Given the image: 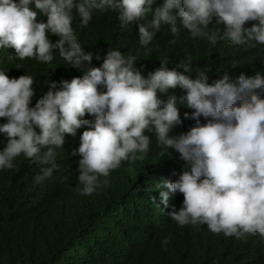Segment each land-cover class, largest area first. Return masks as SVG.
<instances>
[{"label": "clouds", "instance_id": "obj_1", "mask_svg": "<svg viewBox=\"0 0 264 264\" xmlns=\"http://www.w3.org/2000/svg\"><path fill=\"white\" fill-rule=\"evenodd\" d=\"M94 9H112L108 12L115 14L121 28L139 26L142 46L161 28L173 36L184 28L191 37H207L213 45L218 38L236 46L253 41L264 45V0H0V48L8 55L0 63V118L7 121L0 124V134L7 138L0 150V169H12L21 154L40 165L51 164L35 177L40 183L57 167L54 148L64 145L65 135L75 136L82 125H90L73 153L81 157L80 193L88 196L106 186L110 172L123 161L144 159L150 146L145 133L154 131L159 146L175 149L190 165L177 180L159 185L168 190L160 191L166 208L169 192L183 195L180 209L173 207L168 213L172 220L179 226L205 224L211 232L237 240L256 234L264 239V77L259 73H241L236 82L225 74L210 85L203 73L193 80L169 70L163 60L145 78L135 67V56L109 49L100 67L90 68L82 78L62 81L61 90L53 91L57 85L52 82L30 107L33 77L12 78L6 66L26 58L51 63L56 49L73 67L90 64L93 53L77 42L72 11H78L87 26ZM40 12L47 15L46 22H36ZM214 17L216 25H224L222 34L219 28L207 31ZM249 21L258 23L244 27ZM49 33L59 39L53 43ZM190 63L187 57L179 66L187 71ZM101 85L106 91H98ZM177 87L186 92L179 102L195 110V126L170 136L182 124L178 98L168 95L164 101L158 93ZM86 114L95 117L94 123L82 119ZM201 116L206 123L201 124ZM152 200L155 203V197ZM168 242L165 238L161 243Z\"/></svg>", "mask_w": 264, "mask_h": 264}, {"label": "trees", "instance_id": "obj_2", "mask_svg": "<svg viewBox=\"0 0 264 264\" xmlns=\"http://www.w3.org/2000/svg\"><path fill=\"white\" fill-rule=\"evenodd\" d=\"M110 10L94 9L87 26L82 24L78 11H72L77 42L85 52L93 53L90 64L73 67L56 49L51 63L26 58L6 66L12 78L26 74L33 77L35 95L30 107L49 91L52 82L57 85L53 91L61 90L62 81L82 78L90 68L100 67L109 49L119 50L125 57L135 56V67L145 78L160 68L163 60L168 61L169 70L193 80L203 73L210 85L225 74L233 82L241 73L264 77V45L255 41L236 46L218 38L213 45L207 37H191L184 28L176 36L161 28L147 46H142L139 26L121 28ZM46 21L45 13L37 14L36 22ZM254 23L258 22L249 21L244 27ZM218 28L222 34L224 25H216L214 17L207 31L211 34ZM49 39L55 43L59 37L49 33ZM4 50L0 48V63L8 57ZM187 57H191V63L186 71L179 65ZM98 91L106 88L98 86ZM173 94L178 98L182 124L169 135L178 136L195 126L191 118L195 110L179 102V97L186 95L179 87L158 96L166 101ZM82 119L95 121L88 114ZM199 119L201 124L207 122L203 116ZM6 122L0 118V124ZM33 127L39 134L40 129ZM85 130H90V125H82L75 136L65 135L64 145L54 148L57 167L40 183L35 177L51 164L40 165L21 154L14 158L12 169H0V264H264V239L259 234L237 240L215 234L205 224L179 226L169 217L173 207L178 211L182 206L183 195L169 192L166 208L160 191L168 190L159 185L164 180H177L185 169L190 170V165L175 149L159 146L154 131L145 133L150 137V146L144 159L123 161L110 172L106 186L92 195H81L77 179L81 157L73 153ZM6 144L7 138L0 134V150ZM165 238L169 242L162 245Z\"/></svg>", "mask_w": 264, "mask_h": 264}]
</instances>
